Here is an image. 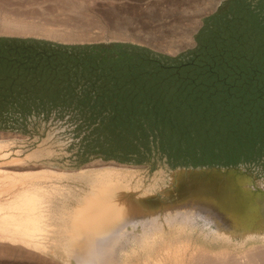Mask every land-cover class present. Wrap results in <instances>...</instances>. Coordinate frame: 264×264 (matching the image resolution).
<instances>
[{"label":"rangeland","instance_id":"obj_1","mask_svg":"<svg viewBox=\"0 0 264 264\" xmlns=\"http://www.w3.org/2000/svg\"><path fill=\"white\" fill-rule=\"evenodd\" d=\"M211 1L0 0V40L8 41L0 42V69L21 70L12 74L19 79L13 85L22 87L0 92L1 100L11 102L0 107V120L7 124L0 128V171L20 180L19 187H8L7 182L3 194L0 191V211L7 207L0 215L11 211L7 204L17 201L21 189L35 192L39 188L52 199L46 240L40 236L36 240L42 242L40 247L24 244V250L22 243L0 239V264H66L59 253L62 239L57 235L64 225L60 219L69 216L102 174L164 200L161 190L177 188L178 175L220 172L236 183L246 178L264 196V153L258 148H237L229 134L238 127L227 117L225 122L220 120L225 111L217 112L214 122L209 121L210 111L198 110L199 119H194L183 110L185 121L174 126L149 129L144 124L149 133L155 127L157 134L168 136L161 142L135 144L127 134L141 124H110L108 118L120 111L105 102L100 105L115 97L160 99L173 108L178 97L202 101L214 93L220 99L216 92L227 86L231 91L264 86V0H222L217 7ZM163 69L183 70V81L175 82L173 73ZM201 73L206 78L199 81ZM164 81L172 83V88L185 84V90L197 92L161 96L147 91L159 84L165 87ZM233 96L247 100L257 95L240 92ZM148 110L145 117L156 111ZM4 182H0L3 189ZM192 212L191 218L163 220L165 229L151 226L148 236L139 231V238L126 237L118 247L119 264H144L147 253L158 255L157 246L144 244L158 245L162 235L170 242L190 237L193 243L238 256L252 247H264V228L258 225L247 239L242 232L222 238L213 217L197 209ZM55 239L57 248L51 244ZM54 251L58 252L55 256Z\"/></svg>","mask_w":264,"mask_h":264},{"label":"bare ground","instance_id":"obj_2","mask_svg":"<svg viewBox=\"0 0 264 264\" xmlns=\"http://www.w3.org/2000/svg\"><path fill=\"white\" fill-rule=\"evenodd\" d=\"M1 144L0 142V149ZM93 165L94 162L88 164L87 167ZM2 172L0 173V182L8 180L3 183L4 189L0 184L2 194L7 182L6 185H10L8 187H19L20 180L11 176L9 179V175ZM175 178L177 188H163L161 190L164 196L163 200L158 194L144 192L139 188L130 187L124 181L113 180L108 174H102V178L92 184L91 191L80 198L69 216H63L60 219L64 225L60 230L61 233L57 236L61 235V252L59 253H62L65 263L119 264L118 247L126 240V237L132 235L139 238V231L140 235L147 234L146 236H148V233L152 232L151 226H161L163 220L173 216L178 221V218L183 219V216L186 217L193 213L194 209L213 217L217 228L221 231L217 232L218 237L230 238L231 235L242 232L247 239L252 229L257 225L259 228H264V196L261 192H256L246 178H239L240 181L236 183L237 181L226 178L224 173L220 172L216 175H202L195 172L194 174H180ZM7 186L6 189H9ZM33 190L35 192L19 190L16 193L19 194V197L16 195L17 201L7 204L11 211L0 215V239L11 240L14 244L22 243L21 246L24 250V244L40 247L42 242L36 240L40 236L46 240L51 231V223L49 224L47 220L51 203L49 200H52L51 195H46L39 188ZM162 226L165 229V226ZM174 241L170 242L167 237L162 235L160 244H144L152 247L157 246L154 252H158V255L155 256L147 253L144 264H264V253H262L264 247L260 248L261 250L252 247L251 250H247L248 252L245 251V254L238 256L228 250L216 251L203 244L193 243L190 237L187 240L177 237ZM0 242L3 243V241ZM7 242L2 245H7ZM54 242L51 244L57 248V240L55 239ZM253 248L254 250H252ZM29 250L25 253L30 255ZM56 251H54V256L58 253ZM37 252L39 253V251L35 253ZM23 255L25 254L23 253ZM30 256L28 257L33 258L34 256L32 260L35 259V255ZM42 257L45 260L46 257L44 258L43 254ZM38 259H40L39 255ZM51 260L53 261L52 258ZM35 263L38 262L35 261ZM39 263L42 262L39 261ZM58 264L60 263L58 262Z\"/></svg>","mask_w":264,"mask_h":264},{"label":"trees","instance_id":"obj_3","mask_svg":"<svg viewBox=\"0 0 264 264\" xmlns=\"http://www.w3.org/2000/svg\"><path fill=\"white\" fill-rule=\"evenodd\" d=\"M0 42H8L6 40H0ZM194 65H190L188 67H193ZM187 67L183 68L186 69ZM14 71H21L16 69H10V68H4L0 69V92L4 93L5 91L12 92L14 88L22 89L21 86L15 84L14 82H18L19 79H14L16 74H12ZM163 72H169L173 73L172 77L174 78V81L176 82H182L183 81V70L178 71L177 69H163ZM162 73V72H161ZM129 75V73H127ZM14 77V78H13ZM155 77V76H154ZM253 75L251 76V78ZM21 78V77H20ZM202 78H206V74L201 73V77H199V81ZM248 78V77H246ZM15 80V81H14ZM173 80V79H171ZM130 83H134L133 80L130 81ZM163 83L166 84L165 87H161V84L159 86L154 87L156 89L154 90H147L149 93H157L161 94V96L172 93L176 95L184 94V93H190L193 94L197 91H188L185 90L186 85H180L175 86L172 88V83L168 84V81H164ZM124 87V84L119 85V87ZM132 88V87H131ZM232 87H225V91L219 90L217 91V96H221L219 99L218 97H214V93L210 94L209 97L206 98V100H199V97H188L186 99H182L178 97V101L175 102L176 106L172 108V105H168V101H145V100H134V99H126V98H110L109 100L100 101L102 102L100 105L105 102L109 108L117 111L119 110V114H113L110 118H108V121L110 124H135L140 125L141 128L135 127L134 132H131V134H127V137H131L132 143H150L151 140H159L160 142L163 140L164 137H167V134H157L155 127H158L159 125L164 126H174L176 122L179 121H185V116L182 117L183 110H187L189 112L190 118L199 119L196 118L198 115V110L202 111H210L209 115V121H218V117H215L217 112L225 111L220 116V120L225 122L226 117L229 119L231 124H234L238 127L237 130H235L234 133H230L229 136L233 137V140L237 142V148L241 149H253L258 148L262 153H264V86L261 87H237L233 88L234 91H231ZM251 88V89H250ZM133 89V88H132ZM117 93H119L118 90L114 89ZM122 91H120L121 94ZM130 91H127L128 93ZM243 94H254L257 95L255 97H252L250 99H241L236 97H231V94L233 93H240ZM131 94H136L135 92H130ZM129 93V94H130ZM141 93H144V91H141ZM229 95V97H224L223 95ZM176 101V100H175ZM11 102L10 101H4L0 99V107L4 108L7 107ZM105 107V106H104ZM153 108L155 113H151L153 116L145 117L147 112H151L148 109ZM190 109V110H189ZM158 110H162L158 112ZM179 113L178 116H175V113ZM190 113L196 114L195 116L190 115ZM225 113L228 115H225ZM206 118H203V120L207 121V115H205ZM189 118V119H190ZM145 124V125H144ZM7 124L3 120V118L0 120V128H4ZM144 126H148L149 129H154L149 133L147 131V128H143ZM135 133V134H134ZM182 134H180L181 136ZM173 136V133H169V137ZM179 136V134L177 135ZM126 137V139H127Z\"/></svg>","mask_w":264,"mask_h":264},{"label":"crops","instance_id":"obj_4","mask_svg":"<svg viewBox=\"0 0 264 264\" xmlns=\"http://www.w3.org/2000/svg\"><path fill=\"white\" fill-rule=\"evenodd\" d=\"M209 1H211V0H209ZM221 2H222V0H212L211 2H210V4L213 6V7H217V6H219L220 4H221ZM206 4V3H205ZM204 4V5H205ZM210 14V13H209ZM206 16V13H204L203 14V18Z\"/></svg>","mask_w":264,"mask_h":264}]
</instances>
